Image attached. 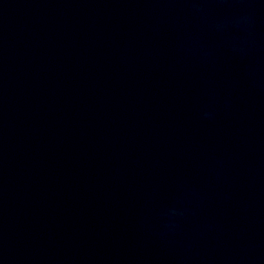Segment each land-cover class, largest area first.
Segmentation results:
<instances>
[{
  "label": "water",
  "instance_id": "obj_1",
  "mask_svg": "<svg viewBox=\"0 0 264 264\" xmlns=\"http://www.w3.org/2000/svg\"><path fill=\"white\" fill-rule=\"evenodd\" d=\"M203 8L0 0V264H264V0Z\"/></svg>",
  "mask_w": 264,
  "mask_h": 264
},
{
  "label": "clouds",
  "instance_id": "obj_2",
  "mask_svg": "<svg viewBox=\"0 0 264 264\" xmlns=\"http://www.w3.org/2000/svg\"><path fill=\"white\" fill-rule=\"evenodd\" d=\"M189 3H191L192 5V11L194 13H199L201 15H203L204 13V8L203 5L205 3H208L209 0H188ZM216 2L219 3H224L227 2V0H216ZM237 2L239 3H244L245 0H237ZM218 28L223 27V25H217ZM213 112L211 111H205L203 113V117L205 119H212L213 118ZM191 197L193 199H200V197L198 196V194L196 193H190ZM189 211H191L190 209L185 208L184 210L181 211H177L175 209H171L169 210L168 213H165V215H168L170 217L176 218H183ZM179 234V220L178 219H171L169 220L167 223H165L161 230L159 231V235L161 237V239L166 240L168 243H173L174 241L169 239V236H175Z\"/></svg>",
  "mask_w": 264,
  "mask_h": 264
}]
</instances>
